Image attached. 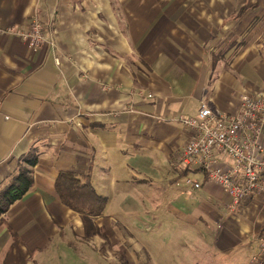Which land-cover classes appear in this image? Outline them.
Returning a JSON list of instances; mask_svg holds the SVG:
<instances>
[{"label":"crops","instance_id":"0c3cea01","mask_svg":"<svg viewBox=\"0 0 264 264\" xmlns=\"http://www.w3.org/2000/svg\"><path fill=\"white\" fill-rule=\"evenodd\" d=\"M34 18L53 46L8 32ZM243 92L264 93V0H0V188L39 157L0 218V264H255L260 197L231 211L216 183L171 186L190 136L179 117L202 103L234 113ZM60 171L90 173L108 197L97 233L59 198ZM155 171L164 190L135 188ZM143 194L164 208L142 211ZM142 212L155 238L135 223Z\"/></svg>","mask_w":264,"mask_h":264},{"label":"built area","instance_id":"2783aa9c","mask_svg":"<svg viewBox=\"0 0 264 264\" xmlns=\"http://www.w3.org/2000/svg\"><path fill=\"white\" fill-rule=\"evenodd\" d=\"M8 32L32 49L54 45L37 18L26 30L11 27ZM179 120L190 136L175 149L172 167L203 176L202 180L188 177L183 185L193 191L204 182L216 183L230 198L231 211L255 197L264 201V93H241L234 113L213 110L202 103L196 115H182ZM258 242L252 261L264 264V235L258 237Z\"/></svg>","mask_w":264,"mask_h":264},{"label":"trees","instance_id":"16d2710c","mask_svg":"<svg viewBox=\"0 0 264 264\" xmlns=\"http://www.w3.org/2000/svg\"><path fill=\"white\" fill-rule=\"evenodd\" d=\"M38 159L34 151L23 157V165L18 173L9 184L0 188V218L32 187L33 167ZM55 189L61 201L80 214L87 236L97 233L99 228L95 219L103 214L109 199L97 192L92 175L89 173L81 177L73 171H60L55 180Z\"/></svg>","mask_w":264,"mask_h":264},{"label":"rangeland","instance_id":"374dc122","mask_svg":"<svg viewBox=\"0 0 264 264\" xmlns=\"http://www.w3.org/2000/svg\"><path fill=\"white\" fill-rule=\"evenodd\" d=\"M174 171H172V175H176L177 174V177H174L173 179V182H172V188L174 190H186V187L185 185H183V183L185 182V180L190 177V178H193L195 179L196 178V175H200V174H197L196 172H193V171H187L186 173H183V172H178L176 171L175 169H173ZM148 174H151V176H156L155 179H153L152 182L146 180V181H140L135 185V188L137 189V187L141 186L140 189H141V192L142 193H151V192H155L156 190H164L166 188V184L167 183H170V181H166V176L168 177L169 175H165L163 173V177L162 179H160V173L159 172H151V173H148ZM148 176V175H147ZM145 177H143L144 179ZM163 182H162V181ZM141 184V185H139ZM152 184V185H150ZM152 186V187H151ZM133 188V187H132ZM141 200H142V211L145 210V209H163L164 206H165V202L163 198H160L158 197L156 194L152 195V196H145L144 194L141 196ZM145 205V206H144ZM125 214V216L127 218H131L132 215L128 214V213H123ZM154 216V215H152ZM117 218L119 220H124L123 218V215H120L118 214L117 215ZM136 218V221L135 223H138V224H141V226L143 227V234H146V235H149L150 237H154L155 238V230L154 228L151 226L149 220L147 221L148 218H150V214H147V213H144L142 212V214H140V218H141V221H139V217L138 216H135ZM130 221V220H129ZM198 229H196V231L194 232L195 235H192L190 233V239H195L196 241H199L202 237L201 235H199V233L197 232ZM207 239H209V236L206 235Z\"/></svg>","mask_w":264,"mask_h":264}]
</instances>
